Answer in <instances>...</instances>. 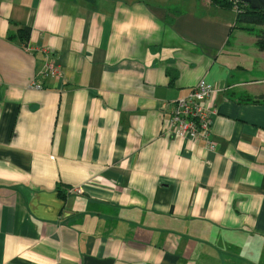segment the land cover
<instances>
[{
  "label": "crops",
  "instance_id": "obj_1",
  "mask_svg": "<svg viewBox=\"0 0 264 264\" xmlns=\"http://www.w3.org/2000/svg\"><path fill=\"white\" fill-rule=\"evenodd\" d=\"M236 24L210 0H0V264H264V51ZM201 80L212 151L168 128Z\"/></svg>",
  "mask_w": 264,
  "mask_h": 264
},
{
  "label": "built area",
  "instance_id": "obj_2",
  "mask_svg": "<svg viewBox=\"0 0 264 264\" xmlns=\"http://www.w3.org/2000/svg\"><path fill=\"white\" fill-rule=\"evenodd\" d=\"M238 10V5H236L235 11ZM49 72L55 77L62 78V72L56 64L50 66ZM33 86L36 89L42 88V85L38 82H34ZM218 91L219 89L215 85L201 80L188 96L179 99L174 104L168 120V128L171 135L192 143L204 141L210 151L214 150L215 141L212 135V128L217 111L208 105L207 102Z\"/></svg>",
  "mask_w": 264,
  "mask_h": 264
},
{
  "label": "trees",
  "instance_id": "obj_3",
  "mask_svg": "<svg viewBox=\"0 0 264 264\" xmlns=\"http://www.w3.org/2000/svg\"><path fill=\"white\" fill-rule=\"evenodd\" d=\"M215 7L223 10H235L238 5L239 10L237 13L236 28L249 30V27H264V10H254L248 4L236 0H210ZM31 30L28 27L22 26L17 35L12 38L18 37L22 42H27L30 39ZM258 48L264 51V33L257 35Z\"/></svg>",
  "mask_w": 264,
  "mask_h": 264
},
{
  "label": "water",
  "instance_id": "obj_4",
  "mask_svg": "<svg viewBox=\"0 0 264 264\" xmlns=\"http://www.w3.org/2000/svg\"><path fill=\"white\" fill-rule=\"evenodd\" d=\"M248 4L254 10H264V0H238Z\"/></svg>",
  "mask_w": 264,
  "mask_h": 264
},
{
  "label": "rangeland",
  "instance_id": "obj_5",
  "mask_svg": "<svg viewBox=\"0 0 264 264\" xmlns=\"http://www.w3.org/2000/svg\"><path fill=\"white\" fill-rule=\"evenodd\" d=\"M211 4H212V2H211ZM212 5L214 6V4H212ZM245 31H248V32H251V33H255L256 34V37H257L258 34L261 35V34L264 33V27H256V26H253V27H249V30H246L245 29Z\"/></svg>",
  "mask_w": 264,
  "mask_h": 264
},
{
  "label": "flooded vegetation",
  "instance_id": "obj_6",
  "mask_svg": "<svg viewBox=\"0 0 264 264\" xmlns=\"http://www.w3.org/2000/svg\"><path fill=\"white\" fill-rule=\"evenodd\" d=\"M236 1H238V0H236Z\"/></svg>",
  "mask_w": 264,
  "mask_h": 264
}]
</instances>
